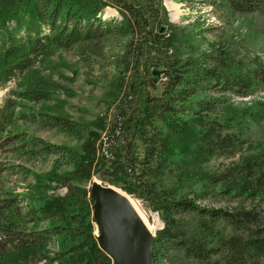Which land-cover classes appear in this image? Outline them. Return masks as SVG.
Segmentation results:
<instances>
[{
  "label": "trees",
  "instance_id": "16d2710c",
  "mask_svg": "<svg viewBox=\"0 0 264 264\" xmlns=\"http://www.w3.org/2000/svg\"><path fill=\"white\" fill-rule=\"evenodd\" d=\"M202 1L264 14V0ZM107 6L120 18L103 17ZM217 28L171 21L162 0H0V89L19 78L0 100V264H114L94 234V177L157 213L155 264H264V127L248 134L264 97L242 101L264 90V56L245 37L207 39ZM97 42L112 49L111 114L72 120L44 105L45 62ZM23 100L41 110L17 111ZM38 116L78 145L12 131ZM42 155L53 157L48 171L26 163Z\"/></svg>",
  "mask_w": 264,
  "mask_h": 264
},
{
  "label": "rangeland",
  "instance_id": "374dc122",
  "mask_svg": "<svg viewBox=\"0 0 264 264\" xmlns=\"http://www.w3.org/2000/svg\"><path fill=\"white\" fill-rule=\"evenodd\" d=\"M165 1L162 0L163 5L168 11L169 18L173 22L184 25L189 29L193 25L201 27H218L217 32L205 33L207 39H213L219 35L231 37L238 41L245 37V43L252 52H259L264 56V14H242L235 13L230 15L228 11L219 8H213L205 4L202 0H189L187 2H173L174 7L169 10ZM103 17L119 19V14L113 7L108 6L103 9ZM210 30V29H207ZM259 35V36H257ZM112 49L107 43L97 42L86 46H76L68 50L56 51L50 59H48L41 72L50 77L53 84V93L51 99L44 105L57 106L60 108L62 114H66L72 120L92 121L99 115L110 113L113 111L112 107L107 108L106 92L108 90L109 81L113 76L112 65L110 64ZM17 78L11 81V84L0 89V100L2 101L9 90L16 89ZM160 85L153 91L155 94L160 93ZM11 97H14L11 95ZM264 97V90L249 97L242 99L243 102H251ZM22 106L17 111L31 115V113H38L41 110V103H33L30 101H21ZM240 102V99L235 101ZM28 117V116H27ZM40 116L36 117L35 121L29 118L19 120L16 126L12 128L13 132L22 131L26 133L27 137H40L50 143L59 145L77 146L72 137L66 133L59 131L57 128L50 125H44L40 122ZM259 127H264V121L261 125H253L248 134L257 136L263 133ZM53 157L51 155H42L33 160H27L26 163L30 167H34L36 171L46 172L51 167ZM230 159H218L214 164L220 166L222 163H227ZM234 159H232L233 161ZM98 179L94 177L91 182L87 184L90 189L93 183H98ZM29 182H21L17 186V191H22ZM56 192L63 193L64 189H58ZM128 195V194H127ZM130 196V195H128ZM127 196V197H128ZM136 203L139 210V217H143L147 225L152 228L153 233L160 229L162 222L157 213L145 207L139 199L132 196L129 197ZM143 219V220H144ZM142 220V218H141ZM142 220V221H143ZM144 222V221H143ZM94 234L98 233V225L94 223ZM161 264H181L174 256L166 257ZM185 264V263H182ZM187 264H191L187 262Z\"/></svg>",
  "mask_w": 264,
  "mask_h": 264
},
{
  "label": "water",
  "instance_id": "95a60500",
  "mask_svg": "<svg viewBox=\"0 0 264 264\" xmlns=\"http://www.w3.org/2000/svg\"><path fill=\"white\" fill-rule=\"evenodd\" d=\"M153 74L158 76L160 71L154 70ZM89 190L92 214L100 227L99 245L114 264H155L152 245L155 233L149 232L126 193L100 181Z\"/></svg>",
  "mask_w": 264,
  "mask_h": 264
},
{
  "label": "bare ground",
  "instance_id": "6f19581e",
  "mask_svg": "<svg viewBox=\"0 0 264 264\" xmlns=\"http://www.w3.org/2000/svg\"><path fill=\"white\" fill-rule=\"evenodd\" d=\"M165 4L167 5L168 9L171 10L173 7H174V4L173 2H171L170 0H167L165 1ZM172 20H174L172 18ZM125 196L127 197L128 195L125 194ZM130 196L127 197L129 203L131 204V206L134 208V210L136 211V213L138 214L139 213V210H138V206L136 205V203L134 201H132L130 198ZM142 220L144 219L143 217H141ZM144 221V224L146 225L147 229L149 230V232L152 234L153 233V230L151 227H149V225H147V222L145 221V219L143 220Z\"/></svg>",
  "mask_w": 264,
  "mask_h": 264
}]
</instances>
